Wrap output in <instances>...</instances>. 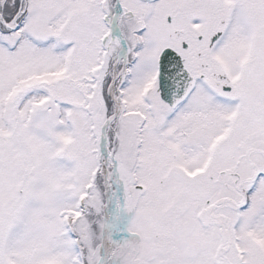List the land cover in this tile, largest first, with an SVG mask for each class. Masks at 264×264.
Instances as JSON below:
<instances>
[{"label":"snow or ice","instance_id":"snow-or-ice-1","mask_svg":"<svg viewBox=\"0 0 264 264\" xmlns=\"http://www.w3.org/2000/svg\"><path fill=\"white\" fill-rule=\"evenodd\" d=\"M0 264H264V0H0Z\"/></svg>","mask_w":264,"mask_h":264}]
</instances>
